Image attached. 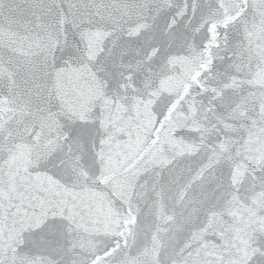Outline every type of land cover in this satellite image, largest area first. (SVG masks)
<instances>
[{"label": "water", "instance_id": "1", "mask_svg": "<svg viewBox=\"0 0 264 264\" xmlns=\"http://www.w3.org/2000/svg\"><path fill=\"white\" fill-rule=\"evenodd\" d=\"M0 264H264V0H0Z\"/></svg>", "mask_w": 264, "mask_h": 264}]
</instances>
